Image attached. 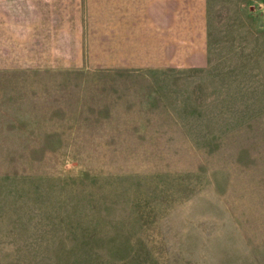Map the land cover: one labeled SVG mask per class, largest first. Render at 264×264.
<instances>
[{
	"label": "rangeland",
	"instance_id": "rangeland-1",
	"mask_svg": "<svg viewBox=\"0 0 264 264\" xmlns=\"http://www.w3.org/2000/svg\"><path fill=\"white\" fill-rule=\"evenodd\" d=\"M206 27L174 65H0V264H264V0Z\"/></svg>",
	"mask_w": 264,
	"mask_h": 264
},
{
	"label": "crops",
	"instance_id": "crops-1",
	"mask_svg": "<svg viewBox=\"0 0 264 264\" xmlns=\"http://www.w3.org/2000/svg\"><path fill=\"white\" fill-rule=\"evenodd\" d=\"M206 32V0H0V65L79 67L94 51L174 65L206 59Z\"/></svg>",
	"mask_w": 264,
	"mask_h": 264
}]
</instances>
